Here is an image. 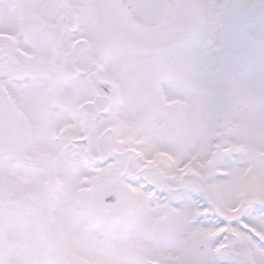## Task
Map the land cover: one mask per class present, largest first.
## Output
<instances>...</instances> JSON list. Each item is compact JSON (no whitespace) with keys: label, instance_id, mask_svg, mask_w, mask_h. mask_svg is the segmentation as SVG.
Segmentation results:
<instances>
[{"label":"snow or ice","instance_id":"obj_1","mask_svg":"<svg viewBox=\"0 0 264 264\" xmlns=\"http://www.w3.org/2000/svg\"><path fill=\"white\" fill-rule=\"evenodd\" d=\"M0 264H264V0H0Z\"/></svg>","mask_w":264,"mask_h":264}]
</instances>
